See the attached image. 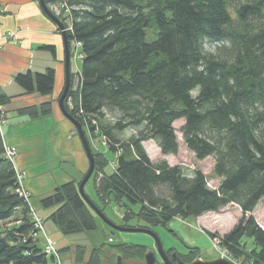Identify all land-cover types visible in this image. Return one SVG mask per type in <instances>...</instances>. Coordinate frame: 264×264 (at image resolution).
<instances>
[{"label":"trees","instance_id":"16d2710c","mask_svg":"<svg viewBox=\"0 0 264 264\" xmlns=\"http://www.w3.org/2000/svg\"><path fill=\"white\" fill-rule=\"evenodd\" d=\"M44 3L68 10V42L81 44L80 71L70 70L64 106L82 125L94 157L90 178L102 204L110 197L139 204L136 214L126 207L122 219L136 218L145 230L236 205L241 210L236 224L222 236L207 235L218 239L231 259L264 264V227L247 216L264 198V0ZM42 49L55 54L52 46ZM54 81L52 68L14 76L26 95L49 96ZM9 101L0 94V107ZM51 113L49 102L17 110L29 119ZM107 117L110 123L103 122ZM179 120L184 121L183 143L195 159H213L217 188L209 187L200 171L189 174L182 166L153 163L148 157L143 147L148 141L163 156L177 155L173 124ZM125 131L132 135L122 136ZM91 137L101 138L113 156L111 173H105L109 160L92 149ZM6 150L0 130V264H57L33 237L29 199L20 194L26 191ZM79 183L65 182L40 201L44 208L56 206L49 220L62 235L96 228ZM116 248L124 255L122 245ZM100 249L90 251L87 264L100 263ZM198 251L188 247L186 254H175L188 263ZM82 252L76 250L78 262Z\"/></svg>","mask_w":264,"mask_h":264},{"label":"rangeland","instance_id":"374dc122","mask_svg":"<svg viewBox=\"0 0 264 264\" xmlns=\"http://www.w3.org/2000/svg\"><path fill=\"white\" fill-rule=\"evenodd\" d=\"M62 7L63 6L60 4L51 6L49 7V9L58 19L61 20L64 18L65 21L62 23L65 27H69V17H67L68 15L66 13L62 12ZM9 35L12 34H6L4 39H13L9 37ZM60 40L64 56L63 42L61 37ZM70 48L71 47L69 44V51ZM77 52L80 53L79 50H77ZM70 63V70L72 71V74L80 71L81 61L77 57V55L73 56L70 59ZM15 84L16 83L14 82V84L6 87L8 93H15L14 91L18 88ZM13 88L15 90H12ZM2 110L4 123H6V113H8V120L11 117L16 116V112L12 109V107H8L7 112L4 111V108H2ZM110 121V117H107L103 122L110 123ZM183 125V120L176 121L173 124L178 143L177 155L163 156L157 146L153 142L148 141L143 143L148 157L153 163L165 160L170 166H182V168H184L189 174L196 170L200 171L205 176L208 186L211 188H217L220 180L213 175V159L211 157H208L202 161H198L197 159H195L194 155L186 148L185 144L183 143L181 132ZM2 129L5 133L7 125H2ZM19 131H22L24 134H31L34 129L32 130L31 126L22 125L19 128ZM85 131L88 139L90 140L86 128ZM121 135L126 137L131 136L132 134L130 131H125L121 133ZM75 138L79 140L78 135ZM33 142L34 141L31 140H28V142H23V144H25L24 149H22L24 155L23 163L25 168L23 167V173H19L23 176L22 184H24L25 182V184L30 186V193L32 195L30 193H27V196L29 199L31 210L37 217L42 219L43 222L44 231L35 238L39 240V244L41 247L46 241L45 236L47 239L51 240L50 242L53 244V247L57 254L56 262H58V264H87L90 251L96 248H101L99 252V264H116V259L118 257L121 258L123 264H144V256L147 253H153L156 257L157 263L163 264L157 246L155 244V240L150 234L146 232H119L117 230H113L111 227L105 224L93 210L92 213L94 215V221L96 224L95 230L85 231L67 236L62 235L56 225H54L49 220V216L52 212H54L56 206L44 208L41 206L40 201L53 192L55 183H57L58 186L61 185L58 182L61 177H67L70 172L72 176L74 172L71 171V167L68 169L66 165H63L59 169H53L49 163V149H46V152L44 149L41 151L37 148L36 145L35 151L31 156L30 152L33 150L31 148L33 145H35ZM103 146L104 144L101 138L99 139V137H91L92 149L103 152V154L109 160V163L104 170L105 173L108 174L113 170V164L111 163L112 161H114V158L110 153L104 150ZM85 173L82 175L79 181L82 180ZM93 180L94 177L90 178V180H88V182L85 184L83 188L84 195L92 204H95H93V206L109 222H111L116 227L127 230H145V224L138 221L136 218H132L128 222H125L122 219L127 213L126 207L136 214L140 209L139 204H128L125 200H122L119 203L113 197H110L106 204H102L95 192ZM96 205L101 209V211L97 208ZM247 216H252L259 226L264 227V198L260 200L254 211L252 213H248ZM240 217L241 210L236 205L230 204L222 208L218 212L206 213L196 220L188 219L182 221L179 219H173L166 226H155L150 231H152V233H154L158 237L161 243V247L164 250V254L170 261H172L171 257L175 252L186 254V249L188 247L199 249L196 254L193 253L192 255H189L186 260L190 261L188 263H191L197 259H200L202 261H210L219 258L223 259L221 257L222 254H225V252L219 246V240L213 241L208 237L207 232L222 236L227 233L233 227V225L236 224ZM44 233L46 235H43ZM117 245H122V249L125 251L124 255L122 253H119V250L117 251ZM128 246H130V248H127ZM136 248H142V251L137 252ZM170 249H173L174 252L167 255L165 251H168ZM76 250H79L81 252L83 251L81 262H78L76 260ZM231 261L234 264H249L246 262V260L243 259H231L230 262Z\"/></svg>","mask_w":264,"mask_h":264},{"label":"crops","instance_id":"0c3cea01","mask_svg":"<svg viewBox=\"0 0 264 264\" xmlns=\"http://www.w3.org/2000/svg\"><path fill=\"white\" fill-rule=\"evenodd\" d=\"M57 29L56 25L44 16L35 0H0V94L10 97L9 103L3 107L4 111L7 112V108L12 107L16 112V116L9 120L6 113L4 124L7 125L6 132L0 129L4 145L13 151L12 162L16 171L21 173L24 172L23 167L25 168L23 142L34 141L31 156L36 145L41 151L44 149L46 152V149H49V163L53 169L66 165L74 172L72 176L70 172L67 177L60 178L58 182L63 184L72 180L79 181L88 169V160L80 140L75 138L77 134L74 127L63 117L57 104L65 83L61 35ZM8 33L13 35V39H4ZM43 46L54 47L55 54L52 55L51 52L42 49ZM47 68L55 71L51 95L41 96L38 93L26 95L16 84L18 88L12 89L15 93L7 92L6 87L14 84V76L17 73L27 71L32 74L43 73ZM77 73L78 71L75 74ZM47 102L52 105V113L49 116L29 119L17 114L19 109ZM22 125L31 126L34 131L31 134H24L19 131ZM22 187L28 194L30 193V186L25 182ZM56 187L57 183L54 189Z\"/></svg>","mask_w":264,"mask_h":264},{"label":"water","instance_id":"95a60500","mask_svg":"<svg viewBox=\"0 0 264 264\" xmlns=\"http://www.w3.org/2000/svg\"><path fill=\"white\" fill-rule=\"evenodd\" d=\"M38 5H39L41 11L46 15V17L56 25V27L58 28L59 33L61 35L62 42H63L65 84H64L62 92L60 93V96L58 97L57 104H58V108H59L61 114L63 115V117L73 125L74 130H75L76 134L78 135V138H79L80 143L82 145V148L84 150L85 156L88 160V170L78 185L79 194H80L81 198L84 200V202L91 208V210H93L97 214V216H99L103 220V222L105 224H107L113 230H117L119 232H146V233L150 234L155 240V244L157 246V249H158L159 255L162 259L163 264H234L228 260L220 259V258L215 259V260H210V261H202L200 259H197L191 263H184V262H181L177 258L175 253L172 254V257H171L172 261H170L166 257V255L164 254V250L161 247V243H160L158 237L154 233H152V231L140 230V229H138V230H127V229H123V228H119V227L114 226L93 206V204L84 195L83 188H84L85 184L88 182V180L90 179V177L94 171V157L91 153L90 147H89L88 142L86 140V137L84 135L82 125L67 112V110L65 109V106H64V99L67 95V92L69 89V81H70V75H69L70 74V58H69L70 51H69V42L67 39L66 29H65L64 24L50 11L48 6L45 5L44 0H38ZM116 264H123L120 257H118L116 259ZM144 264H159V263H157L156 257L153 253H147L144 256Z\"/></svg>","mask_w":264,"mask_h":264},{"label":"built area","instance_id":"2783aa9c","mask_svg":"<svg viewBox=\"0 0 264 264\" xmlns=\"http://www.w3.org/2000/svg\"><path fill=\"white\" fill-rule=\"evenodd\" d=\"M65 12H66V14H68V10H65ZM66 29V32L67 31H70L71 30V27L69 26V27H67V28H65ZM9 37H11V38H13V36L12 35H9ZM80 46H81V44L80 43H76V42H71L70 43V52H71V54H73L72 55V57L73 56H75V55H77V57L80 59L81 58V55H80V53H78L77 52V50H79L80 49ZM72 51H73V53H72ZM3 110H2V107H0V125H3V124H5L4 123V120H3ZM13 151L11 150V149H8L7 148V150H6V156L10 159V160H12L13 159ZM22 176V174H20V173H18V181H19V183L22 185V181H23V176ZM23 189V188H22ZM20 194L22 195V196H24L25 198H27L28 196H27V193L26 192H24L23 190H22V192H20ZM32 218H33V221H34V226H35V229H36V233H34L33 234V237L35 238V237H37L40 233H42L43 231H44V229H43V222H42V219H40L39 217H37L33 212H32ZM43 235H45V233L43 234ZM44 237V236H43ZM45 243H44V246H43V249H44V252H45V254H47V255H49V256H52L53 258H54V260H55V262L57 261V257H56V251H55V249H54V247H53V244L50 242V240L49 239H47L46 238V236H45ZM214 240H216V241H218V239H213V241ZM225 252V251H224ZM227 253L225 252V254H222V257H223V255H224V258L225 259H227V260H231V259H228V258H230L229 256H228V254L226 255ZM226 255V256H225ZM57 264H58V262H56Z\"/></svg>","mask_w":264,"mask_h":264},{"label":"bare ground","instance_id":"6f19581e","mask_svg":"<svg viewBox=\"0 0 264 264\" xmlns=\"http://www.w3.org/2000/svg\"><path fill=\"white\" fill-rule=\"evenodd\" d=\"M4 125V124H3ZM2 128V125H0V129ZM46 235V234H45ZM44 246V245H43ZM221 258H223L224 259V255H223V257H221ZM225 260H227V259H225Z\"/></svg>","mask_w":264,"mask_h":264}]
</instances>
